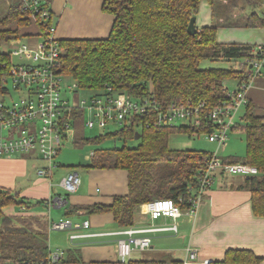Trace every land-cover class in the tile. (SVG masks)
Segmentation results:
<instances>
[{"label":"trees","instance_id":"trees-1","mask_svg":"<svg viewBox=\"0 0 264 264\" xmlns=\"http://www.w3.org/2000/svg\"><path fill=\"white\" fill-rule=\"evenodd\" d=\"M51 0H40L49 8ZM203 0H103V10L113 14L114 22L105 38L59 39L63 47L60 72L74 77L78 87L100 95L111 86L114 91L132 97L156 99L160 109L176 104H202L211 109L227 98L226 80H236V87L249 78V66L239 68L200 67L204 58H251L254 43L222 42L220 27L264 28V0H206L213 21L197 26L195 34L188 31L192 16L199 12ZM51 10V9H50ZM52 12V11H51ZM52 24L40 13L23 8V1L11 3L0 17V45L12 38L41 36ZM36 26L37 31H31ZM9 52H0V94L5 91L2 76L11 63ZM249 98L243 113L232 129L245 133V154L221 155L224 161L247 162L258 172L245 178L251 191L253 213L264 216V114ZM159 110L152 108L136 113L129 123L107 133L124 141L138 143L122 147L96 148L92 167L123 168L128 172V192L115 194L111 203L64 206L65 215L75 212H110L119 227L134 223L137 208L155 198H172L181 208L191 205L192 190L206 169L212 150L173 149L169 146L174 133H210L214 128L206 120L195 125L187 122L155 123ZM74 122L83 118L82 111L74 113ZM107 136V135H106ZM104 135L92 138L76 136L77 144H97ZM60 152V151H59ZM25 154V153H24ZM44 199L34 203L43 202ZM30 198L0 186V264H38L49 255V234L46 217L29 214ZM19 206V209L17 208ZM12 207V212L9 208ZM72 250L69 249V252ZM74 257L75 254L73 253ZM73 260L65 257L63 264ZM262 257L250 248H228L221 259L209 264H259ZM180 259L170 252L153 257L105 261L107 264H178Z\"/></svg>","mask_w":264,"mask_h":264},{"label":"built area","instance_id":"built-area-1","mask_svg":"<svg viewBox=\"0 0 264 264\" xmlns=\"http://www.w3.org/2000/svg\"><path fill=\"white\" fill-rule=\"evenodd\" d=\"M23 8L32 14L40 13L44 17H51L49 8L40 6V0H22ZM56 28L49 26L41 37L34 43L12 38L10 43L15 45L9 53L22 57L30 53V61L14 62L13 58L8 70L2 76L5 91L0 94V155H13L22 153H36L43 158L47 165L38 168V174L51 177L57 161L54 160L62 148L65 137L73 131L71 122L74 113L82 111L83 118L87 110L90 117L84 123L89 127L96 124L106 125L117 122L120 125L129 123V118L136 114L146 112L152 108L159 110L155 123H173L184 120L187 123L199 125L203 120L211 125L214 130L207 133L210 141L216 143V149L206 161V169L202 173L198 187L191 197V205L183 209L172 198H155L146 202L147 212L152 220L162 216L172 218L173 222L168 225L143 227L128 226L110 232H73L69 235L72 244L77 238L118 234V258L125 262L130 259L135 251L149 249L152 244L150 232L171 229L178 230L177 218L183 213H196L205 193L215 183L218 172L239 174L242 176L253 175L258 172L255 165L247 162L224 161L220 151L228 144V131L237 123L238 112L243 111L247 102L249 90L255 79L262 74L264 68V43L256 44L255 53L251 58H246L242 65L249 66V78L241 82L234 90L227 91V98L211 109H206L202 104L172 105L168 109H160L156 99L148 96L132 97L125 93L117 92L108 86L100 95L91 93L88 98L77 99L70 103L63 94V74L61 55L63 47L56 36ZM11 78L16 90H24L25 94L19 100L11 104L4 102L6 94L10 93L7 86ZM69 89L77 90L75 82L67 84ZM4 130L7 132L4 133ZM94 154L93 152L91 153ZM82 183L81 175L70 170L60 179L63 189L69 193L79 189ZM52 204V202H51ZM50 204V205H51ZM90 226V220L85 219L81 224H73L70 219H60L52 222L54 229H66L69 227ZM66 250L56 248L51 251L46 260L38 264H63ZM209 259H201L197 248L189 246L186 255L178 264H209Z\"/></svg>","mask_w":264,"mask_h":264},{"label":"crops","instance_id":"crops-1","mask_svg":"<svg viewBox=\"0 0 264 264\" xmlns=\"http://www.w3.org/2000/svg\"><path fill=\"white\" fill-rule=\"evenodd\" d=\"M102 4L103 0H51L49 7L52 11V24L56 28V36L59 39L107 37L111 31L114 16L104 11ZM196 17V24L199 27L213 21L211 8L206 0L202 1ZM225 28L239 30L258 28V30L262 29L264 35L262 27ZM31 31L36 32V26L32 27ZM247 42L264 43V37L260 41ZM263 89V83H253L249 90V98L257 106L258 99H260L259 91ZM76 136L79 135L74 132V139ZM92 152L94 153V150ZM91 153L87 155L90 163L93 158ZM35 155L38 154L0 155V186L13 189L19 195L30 198L33 203L28 209L29 214L46 217L49 253L59 247L65 249L66 258L68 256V259L79 261L70 260L71 262L68 264H100L99 262L119 260L117 242L121 235L86 236L77 238L74 244L69 239V235L73 232L100 233L125 228L117 225L110 212L87 214L80 210L70 216H60L59 219H70L73 224H81L85 219L90 220L88 228L73 226L61 229L69 232V242H65L62 237L54 233L51 223L55 221L48 216L46 208L50 211L51 207L59 208L67 204H109L115 194L128 192L127 170L86 165L83 167L81 186L77 191L69 193L61 186L60 179L70 170L78 172L77 168L73 166L67 169H58V166H62L58 162L51 177L41 176L38 174L37 166L35 167ZM220 155L225 154L220 151ZM56 170L57 174L55 175ZM235 175L238 174L218 172L215 183L205 193L196 213H183L179 216L177 231L167 229L150 232L151 247L143 251H135L131 258H145L138 253L148 251L156 253L150 257L170 252L175 258L182 259L186 255L187 247L192 246L198 249L201 259L212 261L223 258L228 248L239 247L254 250L257 255L262 257L259 264H264V216H257L253 213L251 191L245 185L246 176L237 177ZM58 176L59 179H57ZM194 191L192 190V193ZM37 199H44V201L34 203ZM12 209L10 207L8 211L12 212ZM76 218H81V220H74ZM172 222V218L165 216L152 220L147 212L146 203H143L134 214L133 226H163ZM154 239H157V249L155 248L156 244H153ZM69 249L72 251L69 252ZM73 253L77 258H73Z\"/></svg>","mask_w":264,"mask_h":264},{"label":"rangeland","instance_id":"rangeland-1","mask_svg":"<svg viewBox=\"0 0 264 264\" xmlns=\"http://www.w3.org/2000/svg\"><path fill=\"white\" fill-rule=\"evenodd\" d=\"M16 0H0V17L3 16L6 11L8 10L11 3L15 2ZM202 12V10H201ZM203 13V12H202ZM41 36H39L40 38ZM219 40L222 42H247V41H260L264 37L262 29L258 28H249V29H235V28H225L220 27L218 31ZM38 36H28L22 37V40L34 43L37 40ZM15 48V45L9 42H3L0 45V52H10L12 49ZM30 53L24 54L22 57L14 55L13 61L14 62H27L30 61ZM244 58L238 59H215L212 60L210 58H204L200 61V67L202 68H212V67H223V68H239L241 67ZM262 75L258 76L254 83L256 84H264V68L262 71ZM226 85L229 90H234L236 88V80L229 78L226 81ZM75 83L74 77L68 74H63V94L67 96L72 101L79 99L88 98L89 95L92 93L91 91L78 87L77 90L66 88L67 84L72 85ZM7 86L9 88L8 94L4 97V102L6 104H11L14 100H19L21 96L25 94L24 90L18 91L14 88L12 79L9 78L7 81ZM260 99H258V107L257 112L259 114H264V89L260 90ZM244 111V109H243ZM243 111L238 112V118L243 113ZM89 110L85 113L84 118L77 121L71 122V127L73 131L69 133L67 137L63 139L62 148L57 156H55L54 160L62 164V166H58V169H67L69 167H76L75 169L78 170L79 174L82 176L83 167L90 164V159L87 157L91 153L92 150L98 148H115V147H122L125 142L130 145H134L138 143V138L128 139L124 141L123 138H114L113 136H108L107 133L114 131L115 129L120 127V124L117 122H110L106 125L96 124L94 127H89L84 123V119L87 120L90 117ZM179 123L185 122L184 120H179ZM7 131L4 130V133ZM74 132L79 136L85 137H95L99 135H104L105 138L97 143V144H77L74 141ZM107 135V136H106ZM228 144L224 150H221L222 154H236L243 156L245 154V133L240 129H232L230 128L228 131ZM169 146L173 149H200V150H214L216 149V143L209 140L207 132H200L194 133L193 135H188L187 133H174L170 136L169 139ZM36 158L34 159V163L36 164L35 167L43 168L47 165V162L38 155H35ZM55 170V169H54ZM57 174V170L55 175ZM237 177H242V175H235ZM60 177L58 176L57 179ZM56 179V180H57ZM19 209V206H17ZM46 212L49 214L50 218H52L55 222L59 221L60 216L65 217V208L59 207H51L50 211L46 208ZM81 218H76L77 220ZM54 233L59 237H62L63 240L68 241L69 232L66 230L61 229H53ZM64 242V243H65ZM69 242V241H68ZM66 244V243H65ZM153 244H156L157 249V239H154ZM66 248V247H65ZM142 257H150V255L156 253H150L148 251L138 253ZM100 264H107L103 262H99ZM87 264V263H86ZM90 264V263H89Z\"/></svg>","mask_w":264,"mask_h":264},{"label":"water","instance_id":"water-1","mask_svg":"<svg viewBox=\"0 0 264 264\" xmlns=\"http://www.w3.org/2000/svg\"><path fill=\"white\" fill-rule=\"evenodd\" d=\"M196 19H197V17L195 15L192 16L191 19H190V22H189V25H188V31L191 34H195L196 31H197ZM135 137L139 138L140 137V132L137 131ZM250 177H252V175H246V178H250ZM26 264H28V263H26Z\"/></svg>","mask_w":264,"mask_h":264}]
</instances>
